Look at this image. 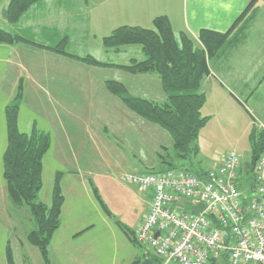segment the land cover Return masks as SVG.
<instances>
[{
    "label": "crops",
    "instance_id": "crops-1",
    "mask_svg": "<svg viewBox=\"0 0 264 264\" xmlns=\"http://www.w3.org/2000/svg\"><path fill=\"white\" fill-rule=\"evenodd\" d=\"M250 1L41 0L21 20L47 25L49 36L55 34L53 42L23 36L51 46L65 36L70 41V33H65L68 28L83 31L90 25L101 38L97 59L109 62L117 61L110 58L112 54H127L131 46L106 51L105 35L122 25L151 27L159 15L169 17L178 35L185 31L198 39L202 29L229 31L227 42L208 60L210 73L201 86L206 96L202 113L209 123L213 117L221 122L232 111H244L243 132L249 129L251 133L254 123L255 127L264 125V0L240 18ZM9 3L0 0V18L8 30L12 26L7 21ZM85 16L88 23L83 26L79 20ZM134 50L138 51L130 59L143 58L140 47ZM21 80L20 130L36 129L51 136V147L43 158V186L46 176L53 186L42 202L51 201L57 176L64 195L61 224L50 241L47 259L27 240L32 229L26 221L34 226L31 215L26 207L11 203L3 177L6 108L14 103ZM107 80L122 82L134 95L167 99L155 75L87 65L27 43H0V264H144L148 258L156 260L134 236L148 214L151 195L124 181L123 173L155 171L173 139L164 128L131 111L107 89ZM25 117L28 125L25 121L23 126ZM249 140L252 147L250 134ZM1 196L8 203H2ZM22 209L25 213L17 214ZM9 242L12 262L7 257Z\"/></svg>",
    "mask_w": 264,
    "mask_h": 264
},
{
    "label": "trees",
    "instance_id": "trees-1",
    "mask_svg": "<svg viewBox=\"0 0 264 264\" xmlns=\"http://www.w3.org/2000/svg\"><path fill=\"white\" fill-rule=\"evenodd\" d=\"M40 1L10 0L7 9L8 22L11 25L17 24L23 15ZM257 1L251 0L240 18L248 13ZM229 34V31L222 33L202 29L198 39L185 31H181L178 35L166 15L156 16L151 27L122 25L105 35L102 41L106 51H119L125 46H141L143 58L132 57L128 63L101 61L92 54L73 53L67 48V36L58 44L51 46L0 26V43H27L91 66L116 68L133 75H155L167 94L165 101L131 94L127 87L117 80H107L106 87L131 111L164 128L173 139L175 158L181 162V165L188 163L191 166L193 157H196L200 151L197 144L200 132L209 120V117L202 113L206 96L201 91L203 81L210 73L208 60L218 54L227 42ZM23 96L24 85L21 80L14 103L6 108L7 146L3 153V177L11 203L17 208L26 207L31 215L34 229L27 234V240L38 247L47 259L50 241L61 224L64 195L57 176L51 201L45 203L37 200L43 188V158L51 147V136L36 129L30 133L20 130L18 106ZM250 139L252 158L243 161L240 188L243 190L244 187H250L249 190L253 191V170L264 148V132L253 127ZM169 168L179 167L171 164ZM192 171L201 175L205 170ZM243 193L246 202L250 197L246 196L244 190ZM24 213L23 209L17 211L20 215ZM7 257L9 262L13 261L10 242L7 245Z\"/></svg>",
    "mask_w": 264,
    "mask_h": 264
},
{
    "label": "built area",
    "instance_id": "built-area-1",
    "mask_svg": "<svg viewBox=\"0 0 264 264\" xmlns=\"http://www.w3.org/2000/svg\"><path fill=\"white\" fill-rule=\"evenodd\" d=\"M242 164V156L230 150L201 175L185 168L123 174L151 195L148 214L134 232L155 255L151 264H219L220 256L229 264H264V148L246 202ZM199 204L204 208L195 212Z\"/></svg>",
    "mask_w": 264,
    "mask_h": 264
},
{
    "label": "rangeland",
    "instance_id": "rangeland-1",
    "mask_svg": "<svg viewBox=\"0 0 264 264\" xmlns=\"http://www.w3.org/2000/svg\"><path fill=\"white\" fill-rule=\"evenodd\" d=\"M84 17V16H83ZM8 21V20H7ZM21 21V22H20ZM17 24L12 25L11 29L14 30L17 29L19 34L29 36L30 38H34L35 40H41L44 42H53L52 40L55 38V34L50 37L48 32L47 25H40V24H26L25 20H20ZM82 22V25H87V17L85 16L84 19L79 20ZM8 24L7 26H9ZM0 26L7 28L6 25H4L3 21H1L0 18ZM94 27V26H93ZM56 29V27H55ZM68 32L70 33V41L68 42V50L71 52H74L76 54H85V53H91L93 56L97 58L96 55H101V38L99 36H95V33L93 29L88 25V27L83 31H76V29H70L68 28ZM49 44V43H48ZM136 46V47H134ZM132 45L131 48H126L127 54H122L120 56H115L112 54L110 58L112 60H117L114 62H120V63H128L131 56H135L138 50L137 49L141 46L139 45ZM94 52V53H93ZM115 57L119 59H114ZM128 57V61L125 60V58ZM139 58V57H138ZM117 76L120 78V73H116ZM227 117H225V120L219 122L217 118L213 117L212 120L208 123L207 127L204 128L198 138L197 144L199 145V153L196 155V157H193L192 165L189 166L187 163L186 165H181V162L175 158L176 156V150L173 146H170L164 150L163 158L159 162L158 165L153 169L155 171L157 170H163L167 169L171 166V164L178 166L179 168H189L192 170H209L211 167H213L214 163L219 161L220 156L218 154L222 153L223 151H230L234 150L238 152L242 158L243 161H248L252 158V147L249 140V129L247 132H243V129L245 128V119L246 115L244 111H232L230 114H226ZM250 125H251V115H248ZM29 120V116H28ZM248 120V118H247ZM25 121L28 125L27 118L25 117L23 121V126H25ZM209 121V120H208ZM259 126H257L258 129H263L264 125L262 123H258ZM255 127V123L253 125ZM222 151V152H221ZM171 162V164L169 163ZM186 166V167H185ZM127 173V172H126ZM125 174V173H123ZM53 181L52 179H49L47 176L44 178V186L39 193V196L37 198L38 201H46L48 198V192L50 189H52ZM244 187V191L246 192V196L250 197L252 196L253 191L249 190L250 187ZM4 196H1V202L5 203L8 201L3 200ZM189 206V205H188ZM3 213L0 212V215ZM2 219V217L0 216ZM18 218H17V226H18ZM26 226L31 230L34 228L26 221ZM32 226V227H31ZM31 227V228H30ZM220 263L219 264H229L227 261V258H223L222 256L219 257Z\"/></svg>",
    "mask_w": 264,
    "mask_h": 264
},
{
    "label": "water",
    "instance_id": "water-1",
    "mask_svg": "<svg viewBox=\"0 0 264 264\" xmlns=\"http://www.w3.org/2000/svg\"><path fill=\"white\" fill-rule=\"evenodd\" d=\"M203 208H204V204H199V205L193 207V210H194L195 212H199V211L202 210ZM158 234H159V232L157 233V235H158ZM151 262H152V260H151L150 258H148V259H146V260L144 261V264H151Z\"/></svg>",
    "mask_w": 264,
    "mask_h": 264
}]
</instances>
